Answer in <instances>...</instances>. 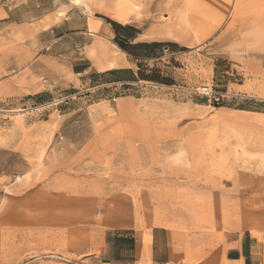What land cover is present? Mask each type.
<instances>
[{
    "label": "rangeland",
    "instance_id": "rangeland-1",
    "mask_svg": "<svg viewBox=\"0 0 264 264\" xmlns=\"http://www.w3.org/2000/svg\"><path fill=\"white\" fill-rule=\"evenodd\" d=\"M249 235L264 0H0V264H212Z\"/></svg>",
    "mask_w": 264,
    "mask_h": 264
},
{
    "label": "crops",
    "instance_id": "crops-1",
    "mask_svg": "<svg viewBox=\"0 0 264 264\" xmlns=\"http://www.w3.org/2000/svg\"><path fill=\"white\" fill-rule=\"evenodd\" d=\"M139 250L145 254L150 252L154 257L155 243L137 242L136 251ZM212 264H264V241L250 235L241 236L229 243L223 261L216 260Z\"/></svg>",
    "mask_w": 264,
    "mask_h": 264
},
{
    "label": "trees",
    "instance_id": "trees-1",
    "mask_svg": "<svg viewBox=\"0 0 264 264\" xmlns=\"http://www.w3.org/2000/svg\"><path fill=\"white\" fill-rule=\"evenodd\" d=\"M112 24L114 25V28L116 29L117 32H120L121 30H126V31L134 30L133 29L134 27L129 26V25H122V24H119L117 22H112ZM115 42L122 50L127 51L130 54H132L133 56L140 57V58L141 57H143V58L150 57L152 55L149 52L150 50H153L155 48H164L166 46L171 45L169 43H164V42H151V43L139 42L136 44H132V43L128 44V42H126V40H124V38L121 37L120 35H117ZM136 49H143V50H145V52L144 53H137V52H135Z\"/></svg>",
    "mask_w": 264,
    "mask_h": 264
}]
</instances>
